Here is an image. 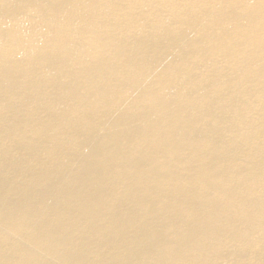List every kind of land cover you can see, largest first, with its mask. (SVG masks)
I'll list each match as a JSON object with an SVG mask.
<instances>
[{
  "label": "bare ground",
  "instance_id": "1",
  "mask_svg": "<svg viewBox=\"0 0 264 264\" xmlns=\"http://www.w3.org/2000/svg\"><path fill=\"white\" fill-rule=\"evenodd\" d=\"M0 264H264V0H0Z\"/></svg>",
  "mask_w": 264,
  "mask_h": 264
}]
</instances>
